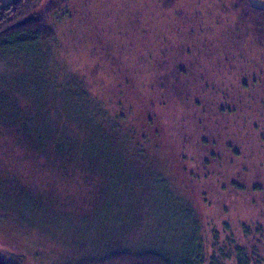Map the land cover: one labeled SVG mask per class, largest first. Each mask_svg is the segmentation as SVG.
Segmentation results:
<instances>
[{
	"label": "rangeland",
	"instance_id": "1",
	"mask_svg": "<svg viewBox=\"0 0 264 264\" xmlns=\"http://www.w3.org/2000/svg\"><path fill=\"white\" fill-rule=\"evenodd\" d=\"M46 1L55 4L48 22L57 35L58 65L87 77L108 108L120 100L118 90L105 93V83L100 86L117 54L104 48L118 51L112 42L129 49L122 60L164 58L169 54L161 46L175 51L182 37L193 39L194 47L186 48L193 54L182 51L177 68L161 63L162 87L152 85L153 70L144 73L149 87L132 95L139 100L134 112L145 99L162 136L149 140L141 156L147 163L128 175L107 169L95 178L74 172L64 178L5 146L7 137L0 136V258L11 264H199L187 252L197 248L196 237L204 264H264V102L255 86L264 68V52L256 47L264 38L233 10L237 1H226L228 14L212 20L211 31L205 27L210 0ZM87 1L96 5L84 10ZM251 2L264 8V0ZM197 9L204 17L191 16ZM99 12L98 26L76 16ZM150 46L154 53L146 55ZM22 62L32 79L34 70L46 74L40 58Z\"/></svg>",
	"mask_w": 264,
	"mask_h": 264
},
{
	"label": "trees",
	"instance_id": "2",
	"mask_svg": "<svg viewBox=\"0 0 264 264\" xmlns=\"http://www.w3.org/2000/svg\"><path fill=\"white\" fill-rule=\"evenodd\" d=\"M169 1L158 0L164 5L174 3L170 1L171 4H168ZM226 1L230 0L217 2L210 0L206 3V10L211 16L208 21L209 27L208 22L205 25L208 30L213 29L210 27L212 20H220L228 14ZM236 1L237 3L231 5L242 22L252 26L254 31L264 38V8L252 3L251 0ZM197 3H199L198 0ZM94 5L96 1H87L82 7L87 10L92 9ZM54 8L55 4L46 0H13L0 6V136L6 135L5 146L18 148L19 151L23 150L22 153L25 156L32 155L44 161L45 166L63 174L64 178L74 173L82 177L85 173L95 178L107 169L110 172L121 171L128 175L130 170H136L141 163H147L141 159V156L146 154L145 146L149 140L152 137L160 139L162 136L159 119L150 113L151 110L145 105L144 98L142 103L136 106L138 110L134 112V106L139 100L134 102L132 95H141L142 88L149 87L143 86L142 78L147 79L144 73L150 70H153L155 78L152 85L162 87L161 63H167L168 69L177 68L179 54L182 51L188 56L193 54L190 51L187 53L186 49L190 44L194 47L193 39L182 37L175 51L170 47L161 46L162 54L169 55L159 58L160 60L151 57L143 59L138 56L134 59L122 60L121 58L129 49H120L121 45L117 46L119 45L117 42L111 43L113 46L116 45L118 49L116 52L112 51V48H104L110 56L117 53L109 60V80H103L104 82L100 83V86L105 83V93L110 88L119 91L118 107L111 109L105 105V99L88 88L87 77H81L80 74L76 75L71 71L66 73L58 65L61 64V60L57 52V35L54 26L48 22V16ZM86 12L90 13V10ZM82 13L85 12L82 11ZM191 14L194 17H204L201 9H197L196 13L191 11ZM69 15L70 20H74L72 14ZM103 15L100 12L88 16L85 14L82 15L84 19L78 13L76 16L79 21H85L87 25L92 23L98 26ZM66 16L67 14L61 18L65 19ZM226 30L230 31L228 36L233 37L237 28L234 26ZM228 36L226 37L229 42ZM99 38L100 33L97 34V39ZM108 38L110 39V35ZM262 41L259 40V42ZM197 44L199 42H196ZM152 48V46L149 47L147 50L149 53L146 55L154 53L151 52ZM256 49L264 52V43H258ZM259 54L262 53L259 52ZM30 58L36 61L40 58L42 63L44 62L45 75H40L34 70L35 79H32V73L24 68L22 62L27 64ZM58 58L60 61L57 62ZM261 62L264 66V58ZM101 64L97 63L98 69L106 72V65L101 66ZM94 69L97 68L94 67ZM259 73L261 78H258L255 86L260 90L258 101L263 103L264 68H261ZM91 83L97 84V81L91 80ZM246 88L248 89V82H246ZM108 95L114 101L112 94ZM168 153L170 154L169 151ZM150 166L146 164L144 168L155 169V164ZM127 184L130 183L127 182ZM160 191L166 195L164 186ZM137 196L135 198H138ZM193 241L198 246L194 247V251H187L189 257L196 259L199 264H204L202 247L199 246L196 237ZM238 256L240 263H243L242 253ZM0 264L11 263L0 258Z\"/></svg>",
	"mask_w": 264,
	"mask_h": 264
}]
</instances>
